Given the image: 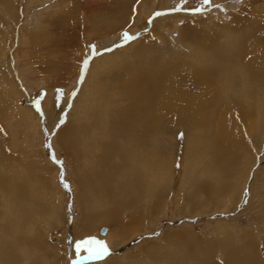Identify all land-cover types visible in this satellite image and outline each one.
Here are the masks:
<instances>
[{"label":"rangeland","instance_id":"rangeland-1","mask_svg":"<svg viewBox=\"0 0 264 264\" xmlns=\"http://www.w3.org/2000/svg\"><path fill=\"white\" fill-rule=\"evenodd\" d=\"M92 1L100 3L95 11L91 10L95 4ZM131 1L132 4L124 0H0V226H6L7 218L12 225H17H13L15 228L20 226L15 229V235L20 234L18 240L23 242L10 258L13 257L14 264H120L118 260L121 264H264V79L263 75L257 76L255 71L245 68L241 59L244 52L239 47L250 34L245 28H252L254 19L264 41V0H211L209 4L203 0ZM195 8H200L201 12L185 11ZM158 11L164 15L156 17ZM98 13L109 17L116 14L115 18L123 13L127 16L123 23L122 19L121 23L118 21L117 30L106 35L105 28L100 33L99 30L92 33V18ZM125 32L134 39L123 41L121 37ZM218 34L220 41L229 42L231 36L238 46H230L223 55L219 50L225 48L222 42L214 52L217 61L226 60L220 58L221 54L227 56L228 61L233 60L236 66L242 64L240 68L256 77L254 81L249 79L254 86H244L239 80L236 83L241 85L238 86L225 76L223 81H220L221 76H216L218 91L204 104L206 123L203 121L200 125H179L164 120L160 123L152 107L149 114L141 105V109H133V124L126 133L133 138V143L151 137L154 152L153 158H147L149 151H133V202L120 204L127 196L120 198L118 193L110 202L103 195H100L103 200L100 204L86 206L80 202L78 188L82 182L79 179L83 178L96 193V185L105 188L101 177L96 180L91 175L92 184H88L90 180L86 177L91 171L90 158L94 156L98 160L99 155L91 157L89 152L82 158L80 152L82 147L89 149L93 144L92 150H97L95 128L100 129L97 116L102 126L101 114L114 106V116L104 122L110 130L108 133H114L116 128L111 125L122 121L121 116L131 119L125 115L126 111L117 108L129 105L123 94L124 88L128 95L132 94L131 76L149 78L153 73L150 77L153 79L170 65L169 62L190 66L195 61L184 57L189 55L187 50L206 54L214 45L201 44L199 37H212L218 43ZM263 41L259 44L258 56L264 52ZM167 49L179 52L180 60L167 56L164 53ZM181 52L185 53L181 55ZM115 53L131 58L133 63L122 62V66L116 63L115 69H109L108 76L97 78L105 84L108 94L98 97L95 106L82 110L89 98V81H94L95 70L100 67V56ZM116 54L111 61L117 59ZM258 56L257 60L264 63L263 57ZM151 57L153 62L149 63ZM132 64L133 67H129ZM104 68L108 70L109 64ZM139 68L144 69L143 74ZM129 72L130 77H127ZM212 73L213 70L209 76ZM111 83L118 87L110 92ZM118 90H123L122 96ZM115 99L120 103L116 104ZM142 99L146 105L150 102L146 96ZM244 109L249 114L246 120L242 119ZM83 111L94 119L81 116ZM224 113L242 124L234 140L221 143L215 134L219 117ZM124 123L126 121L120 124ZM80 125L90 127L85 133H79ZM201 134V143L195 142ZM71 136H80L76 140L77 144L80 142L77 156L72 149ZM81 137L84 142L80 141ZM172 147L179 152L176 161L180 165L179 169L171 167L168 171L167 166L159 163V158L165 154L164 149ZM155 150H160L157 157ZM173 160L170 159V164ZM93 163H96V172L97 169L102 172V164ZM144 165L152 170L148 176L151 183L149 187L140 188L137 184L144 176ZM156 167L167 170L160 172ZM25 184L32 188L38 206L25 197L31 192L26 190ZM20 185L24 190L20 191ZM103 188H99L101 193L105 191ZM95 216L97 218L92 219ZM7 231L4 230L5 236L14 237V233L9 236ZM110 235L120 241L115 245L107 244L110 255L106 257L88 259L84 248L77 250L76 245L82 240L92 237L107 242Z\"/></svg>","mask_w":264,"mask_h":264},{"label":"bare ground","instance_id":"bare-ground-1","mask_svg":"<svg viewBox=\"0 0 264 264\" xmlns=\"http://www.w3.org/2000/svg\"><path fill=\"white\" fill-rule=\"evenodd\" d=\"M102 1V0H100ZM124 1H129L130 3L132 2L131 0H124ZM136 1V0H135ZM92 3H95L92 1ZM99 3V2H98ZM98 3L96 2L93 6H91V10L92 11H95L97 10V8L99 7ZM125 3V2H124ZM67 4V3H66ZM100 4V3H99ZM132 4V3H131ZM64 5V4H63ZM134 5V4H133ZM65 6V5H64ZM101 6H105V4H101ZM54 7V6H53ZM58 7V6H57ZM125 7V6H124ZM122 8V7H121ZM130 9V8H129ZM128 9V10H129ZM107 10H110L109 7ZM124 10H127V9H124ZM57 11V10H56ZM126 13V12H125ZM109 14V13H108ZM94 17L92 18V20H94L92 26H91V30H92V33L93 32H97L98 30V33H100V30L102 31L103 28L106 29V32H103L105 33L106 35L110 34V32H113L115 30H117L116 28L118 27L119 23L118 21L120 19H122V23L124 21V16H127L123 13V15H118V19L115 18L117 15L116 14H110V17L107 16L105 13H98L96 15H93ZM252 16V15H251ZM55 17V16H54ZM256 18V17H255ZM256 20V19H254ZM252 20L253 24L252 28H245L247 33L249 31V35L244 37V42H242L243 44L241 46H239L241 48V50L244 52L243 53V58H241L243 60V64L245 65V68H248V69H251V71H255L257 74V76L260 74V75H263L261 76V78L263 77L264 79V63L259 59L257 60L258 58H256L259 54H258V47H259V44L261 43L262 38H261V34H259V30L261 28H259L257 26L258 23H256V21ZM120 22V21H119ZM120 22V23H121ZM197 25V24H196ZM251 25V24H250ZM204 28V27H203ZM208 28V27H207ZM241 29V28H240ZM211 30V29H210ZM207 31V30H206ZM191 32V31H190ZM102 33V32H101ZM240 34V33H239ZM46 36V35H45ZM236 36V35H235ZM39 37V36H38ZM217 37V35H216ZM37 38V37H36ZM49 38V37H48ZM34 39V38H33ZM38 40V39H37ZM199 42H201V44H208L210 46L211 45H214V46H211L212 49L209 51V49H207V53L202 55V54H198V52H194L191 53V51L187 50V52L189 53V55L187 56H184L186 59H192L195 61L194 64H191L190 66L189 65H185V64H172L171 62L170 65L167 66V68L165 70H162L160 75H158V77H155V78H150L151 76L153 77V73L150 74L151 76L149 78H145L143 75L142 76H135V74L133 76H131L133 79L130 82V87L132 89V94H129L131 95V97L128 95V90H126L124 88V94H123V90H118V93L121 95V92L123 94V96H125V98L129 101V105L127 106L128 108L132 109L131 111H127V107L125 108L122 107H117L119 108L120 110H123V111H126L124 112L125 115H128L129 117H131V119H125L121 116V119L123 122L126 121V124H120L122 123L121 120H118L116 122V124H112L111 127L113 128H116V131L112 134H109L108 132H110L109 129H107V124L104 123L105 121H107L108 119H111L112 118V115L114 114V110L112 106L108 111H104L103 114H100L102 115V119H103V122H102V126H101V123H100V117L99 115L97 116V119L99 120V123H97L98 127L100 129H96L95 128V131H96V148L97 150H92L93 149V144L92 147L90 146L89 149L87 148H83L82 146V151L81 152V156L83 158V156L86 155V153H89L91 152V157L93 156V154H97L99 155L98 157V160H95L94 159V156L92 158H90V161H91V168H89L91 171H89L86 175V177H91V175H93V177L97 180L99 177H101L103 183L101 185H103L105 188H103L102 186L99 187V185H96V190H97V193L96 191H94L93 188L91 187H88L86 185V182L83 181V178L79 179L78 181H81V185L79 184L80 188H78V197L80 199V202H83L86 206H90L89 203L93 204V203H98L99 204L103 201L101 200V197L100 195H103L104 198L107 199L108 202H110V198L114 197L115 198V194H120L119 197L120 198H123V196H127L126 198H124V202L122 201L120 204L122 203H129V202H133V151H141V150H144V151H149V157H147V155H145L147 158H153V155H154V152L152 151V148H151V145H152V138H148L147 140L143 139V140H139L141 141V143H138V142H135L133 143V138L128 135L126 132H127V128L129 125L133 124V109L136 108V110H139L143 107V109H146V112L149 114L150 110H149V107H152V109H154V114H157L158 116V119H160V123H162L161 120H164V121H171L174 122L175 124H179V125H194V123L196 125H200L199 123L200 122H203L205 121L206 123V119H205V109L204 108V104L206 105L207 103V99H209L210 97L213 96L214 92L217 90V82H215L216 80H214V78H216V76H221V80L220 81H223V76H225V78L229 79L232 83H235L237 84L236 82H239L241 81L242 83L244 82V86H247L249 87V85L251 86H254L253 82H251L249 79L251 78L253 81H254V76H252L251 74L248 73V71L243 70L242 68V64L239 65V66H236L234 63H233V60H230L229 61L227 60V56H223L225 55V53L230 49V46L236 48V45L237 43L234 42L231 38V36L229 37L228 40H230L229 42H227V40L225 39L224 41H220L219 39V34H218V43H216V41L214 42L213 41V38L212 37H205L204 35L200 36L199 37ZM240 41V40H239ZM223 42V47H225L224 49L222 48H219L221 54H220V58H226V60H223V61H217V59L215 58V55H214V52H216V48ZM264 42V41H263ZM262 42V43H263ZM46 43V42H45ZM236 43V44H235ZM229 44V45H228ZM234 44V45H233ZM239 44V43H238ZM201 46V45H200ZM222 46V44L220 45ZM238 46V45H237ZM199 47V46H198ZM143 49V48H142ZM160 50V49H159ZM169 49L166 50V52H164L165 54H167V56H169L171 59L173 60H176V59H179L180 60V57L182 56H179L180 53L179 52H174V51H168ZM197 50H199V48H197ZM222 50V51H221ZM237 50V49H235ZM139 51V50H138ZM200 51V50H199ZM146 52V50H145ZM163 52V51H162ZM201 52V51H200ZM199 52V53H200ZM206 52V51H205ZM182 53V52H181ZM185 53V52H183ZM183 53L181 55H183ZM116 54V53H115ZM114 55H110V54H106V55H102L100 56L99 58V63L98 65L100 66L99 68H97L95 70L96 75L94 76L93 75V78H94V81H89V85H90V90H89V98H87L88 100H86V104L83 106L82 110H85V109H88V108H91L93 106L96 105L97 103V100H98V97H101V96H107L108 93H106V88H105V84L103 83H100L98 80L100 78H103L104 75L108 76V72L110 70H112V67L115 69L116 67V63L118 66H122L120 65L122 62L123 63H133L131 58H126L124 55H117L116 54V58L117 59H113V61H111V57H114ZM139 55V54H138ZM121 56H124L125 58L121 57ZM144 56V55H143ZM166 56V57H167ZM260 56L263 57V60H264V52H260ZM260 56H258L260 58ZM142 57V56H141ZM202 57V58H201ZM154 59L155 58H159V56L157 57H153ZM215 58V59H214ZM141 59V58H140ZM161 59V58H159ZM166 59V58H165ZM262 59V58H261ZM162 60V59H161ZM170 59H168L169 61ZM238 60H240L238 58ZM241 60V61H242ZM139 60H137L138 62ZM147 61V60H146ZM148 61H150L149 63H152V57L148 59ZM147 61V62H148ZM152 61V62H151ZM177 61V60H176ZM236 61V60H235ZM237 62H240V61H237ZM164 63V62H162ZM168 64V62H166ZM109 64V68L108 70L106 68H104L105 65ZM138 64H141V62H138ZM144 64V63H143ZM158 65V64H157ZM160 65V64H159ZM164 65V64H163ZM143 66V65H142ZM149 66V65H147ZM152 66V65H151ZM150 66V69L153 68ZM156 65H154L155 67ZM129 67H133V64L132 65H129ZM209 67V71L207 72V68ZM242 67V68H240ZM146 68V67H145ZM162 68V67H161ZM110 69V70H109ZM141 69V68H139ZM147 69V68H146ZM156 69V68H155ZM141 74H143V68L141 69ZM154 70V69H152ZM213 70V73H215V75L212 73L211 76L210 75V72ZM131 71V70H130ZM157 71V70H156ZM223 71V73H221ZM159 72V71H158ZM112 73V72H111ZM115 73V72H114ZM252 73V72H251ZM253 74V73H252ZM255 74V73H254ZM127 77H130L128 75H130V72L128 74H126ZM138 75V74H137ZM206 75V76H205ZM113 76V75H112ZM111 76V77H112ZM125 76V74H124ZM143 77V78H141ZM98 78V80H97ZM113 78V77H112ZM104 79V78H103ZM109 79V78H108ZM131 79V78H130ZM144 79L146 80L145 82ZM220 79V78H219ZM154 80V81H152ZM218 80V79H217ZM98 81V82H97ZM104 81V80H103ZM258 81V80H257ZM256 81V82H257ZM260 81V80H259ZM258 81V82H259ZM262 82V81H261ZM260 82V83H261ZM122 83V82H121ZM220 83V82H219ZM218 83V84H219ZM259 83V84H260ZM264 83V82H263ZM256 84V83H255ZM258 84V83H257ZM116 85V84H115ZM124 85V84H123ZM228 85H231V84H228ZM234 85V84H233ZM238 85V84H237ZM236 85V86H237ZM241 85V84H240ZM238 85V86H240ZM101 86V87H99ZM104 86V87H103ZM134 86V88H133ZM220 87H222L221 85H219ZM103 87V88H102ZM110 92L114 89H116V87H118V84L117 86L115 87L112 83L110 85H108ZM235 87V86H234ZM260 87V85H259ZM264 87V86H263ZM237 88V87H236ZM243 88V87H242ZM257 88V87H256ZM262 88V87H261ZM260 88V89H261ZM142 89V91H141ZM232 89V88H231ZM253 90V89H252ZM258 90V89H257ZM120 91V92H119ZM218 91V90H217ZM216 91V92H217ZM234 91V90H233ZM262 91V90H261ZM263 91H264V88H263ZM255 92V90H254ZM257 92V91H256ZM117 93V94H118ZM249 93V92H248ZM253 93V92H252ZM118 94V96L120 97V95ZM258 94V93H257ZM255 94V97L256 95ZM260 94V93H259ZM262 94L264 95V93L262 92ZM122 96V95H121ZM147 97L150 99V102L146 105L145 104V101L142 99V97ZM249 96V95H247ZM261 96V94H260ZM259 95L257 97H260ZM138 103L137 105H135V103L133 102L134 100ZM218 98V96H217ZM262 98V97H261ZM122 99V98H121ZM148 99V100H149ZM219 99V98H218ZM250 99V98H249ZM264 99V98H263ZM114 100V98H113ZM116 100V99H115ZM214 100V99H213ZM124 101V100H123ZM214 102V101H213ZM120 103L119 100L117 101L116 100V104ZM209 104V103H208ZM141 105V108L139 107ZM213 106V104H211ZM261 105V104H260ZM100 106V105H99ZM97 106L96 109L99 110L100 107ZM109 106V105H108ZM148 106V107H147ZM208 106V105H207ZM214 107V106H213ZM259 107V106H258ZM210 108V106H209ZM254 108V107H253ZM264 108V106H263ZM106 108H104L105 110ZM108 109V107H107ZM207 109V108H206ZM214 109V108H213ZM208 110V109H207ZM206 112H209L207 111ZM264 110V109H263ZM243 112V120H246L249 118V114L246 112V110H241ZM84 112V111H83ZM87 112V111H85ZM84 114H80L81 116H84L85 117L87 116L88 119L90 120H93L94 117L87 113ZM214 112V111H213ZM240 112V111H239ZM215 113V112H214ZM219 113V112H218ZM255 113V112H253ZM213 114V113H212ZM208 115V114H207ZM114 116V115H113ZM154 116V115H152ZM215 116V115H214ZM257 116V115H256ZM156 117V115H155ZM210 116H208L209 118ZM213 115H211V119L213 120ZM253 117V116H252ZM80 121L78 123L81 124V117H79ZM216 118V117H215ZM254 118V117H253ZM259 118V117H258ZM210 119V120H211ZM125 120V121H124ZM152 121V120H151ZM155 118H154V123H155ZM159 121V120H158ZM256 121H257V118H256ZM84 122V121H83ZM90 122V121H88ZM209 122V121H208ZM78 123H76L78 125ZM114 123V122H113ZM153 123V122H152ZM153 123V124H154ZM156 124V123H155ZM202 124V123H201ZM242 123L240 122H237L236 120H232L230 117H228V114L224 113V114H221L220 117H219V122H218V126H217V130H216V136L218 137V139L221 141L224 142H230L232 140H234L238 134H239V125H241ZM74 125V124H73ZM148 125V123H147ZM151 125V124H150ZM160 125V124H159ZM208 125V124H207ZM210 125H211V122H210ZM215 125V124H213ZM249 125V124H248ZM175 126V125H174ZM202 126V125H201ZM252 126V125H251ZM261 126V125H260ZM88 127L89 126H85V125H80V127L78 126V129L79 130V133L82 131L83 133L86 132V130H88ZM147 127V126H145ZM176 127V126H175ZM206 127V126H205ZM203 127V128H205ZM210 127V126H209ZM110 128V127H108ZM199 128V127H198ZM212 128V127H211ZM75 129V127L73 128ZM155 129V128H154ZM194 129V128H192ZM202 129V128H201ZM207 129V128H206ZM93 130V129H92ZM204 130V129H203ZM257 130V129H256ZM100 131V132H99ZM195 131V130H194ZM202 131V130H201ZM72 132V131H71ZM133 131H131L132 133ZM147 132V131H146ZM198 132V131H197ZM130 133V132H128ZM130 133V134H131ZM205 133V132H203ZM211 133V132H210ZM209 133V134H210ZM214 134V133H213ZM67 136V135H66ZM138 136H142L140 134H138ZM205 136V134H204ZM215 136V137H216ZM72 137V140H73V152L74 154L77 156V154L79 155V143L77 144L76 140H77V137L79 138L80 136H71ZM143 137V136H142ZM193 137V136H192ZM216 137V138H217ZM68 138V136L66 137ZM213 138V137H212ZM203 139V135L201 134L196 140L195 142H199L201 143ZM208 139V138H206ZM205 139V140H206ZM211 139V138H210ZM82 140V137L80 138V141ZM204 140V141H205ZM83 141V140H82ZM146 141V142H145ZM84 142V141H83ZM206 143H208V141H205ZM212 142V141H211ZM219 142V141H218ZM240 142V141H239ZM82 143V142H81ZM214 143V142H213ZM217 143V142H216ZM77 144V145H76ZM83 144V143H82ZM193 144V143H192ZM78 146V147H77ZM203 146V145H202ZM159 147V146H158ZM201 147V146H200ZM205 147H208V146H205ZM69 148V147H68ZM169 148V147H168ZM174 147H172L171 149H164V155H160V160L159 163L161 162L162 165L164 166H167L168 168V171L169 169H172L171 167L173 168H178V166L180 164L179 161H176L179 156V152H177L175 149H173ZM70 149V148H69ZM71 149V150H72ZM76 149V150H75ZM86 149V150H85ZM201 149V148H199ZM211 149V147H210ZM84 150V151H83ZM207 150V149H206ZM156 151V155L155 157H157V155L160 153V150H155ZM173 151H175L176 154L173 153ZM199 151V150H198ZM203 151V150H202ZM206 152V151H205ZM72 153V151H71ZM194 153V152H193ZM196 153V152H195ZM202 153V152H201ZM210 153V152H209ZM174 154V155H173ZM192 154V153H191ZM239 154V153H238ZM199 155V154H198ZM202 155V154H201ZM103 156V157H102ZM110 156V158H109ZM135 156V155H134ZM212 156V155H211ZM220 156V155H219ZM237 156V155H236ZM88 157V156H87ZM140 157V156H138ZM174 158V162H172L170 164V159H173ZM208 159V157H206ZM89 159V157H88ZM107 159V163H105V160ZM137 159V158H136ZM134 159V161L136 160ZM204 159V158H203ZM98 164H102L103 168L101 169L102 172H100V169H97L98 172H96V166L93 162H96ZM103 163H101V162ZM140 161V160H139ZM176 161V162H175ZM146 162V161H144ZM142 162V163H144ZM221 162V161H220ZM224 162V161H222ZM105 163V164H104ZM158 163V162H156ZM195 163V162H194ZM203 163V162H202ZM215 163V162H214ZM169 166H168V165ZM182 164V163H181ZM201 164V163H200ZM208 164V163H207ZM222 164V163H221ZM228 164V163H227ZM174 165V166H173ZM190 165V164H189ZM219 165V164H218ZM146 166V165H144ZM196 166V165H195ZM235 166V165H233ZM141 168V167H140ZM152 168V166H151ZM157 168V167H156ZM238 168V167H237ZM166 169V170H167ZM222 169V168H221ZM224 169V167H223ZM149 167L147 168V166L145 168H142V173L144 176H142V179H140V184H137L138 187L140 188H146V187H149V183H151V181L149 180L150 178L148 177L150 175L149 173ZM164 169L160 170V168H157V171H164ZM165 170V171H166ZM213 170V169H212ZM233 170H235L233 168ZM237 170V169H236ZM80 171V170H79ZM138 171V170H137ZM152 171V170H150ZM193 171V170H192ZM211 171V170H210ZM214 171V170H213ZM225 171V170H223ZM92 172V174H91ZM175 172L177 171H174L173 173L175 174ZM226 172V171H225ZM235 172V171H234ZM94 173V174H93ZM178 173V172H177ZM192 173V172H191ZM228 174V173H227ZM226 174V175H227ZM83 176V174H82ZM81 176V177H82ZM85 176V175H84ZM177 177V175H176ZM226 177V176H225ZM78 178V177H77ZM158 178V177H157ZM229 178V177H228ZM86 179V178H84ZM209 179V178H208ZM88 180V179H87ZM89 183L92 184V181L93 179L89 178ZM104 181H106V183H104ZM209 181V180H208ZM226 181V180H224ZM227 183V181H226ZM91 184L89 186H91ZM97 184V183H96ZM24 185V184H23ZM37 185V184H36ZM95 185V184H94ZM87 186V187H86ZM25 187H26V190L28 191L30 189V186L27 187V185L25 184ZM43 187V186H42ZM41 187V188H42ZM50 187V186H49ZM24 190V186L20 185L19 186V189L20 191ZM101 188H103L105 191H103L101 193L102 190H100ZM214 187H212L213 189ZM218 188V187H217ZM216 188V189H217ZM44 189V188H43ZM220 189V188H219ZM31 192H29L28 195H26L25 197L27 199H29L28 201H30L34 206H38V204H36L38 202V200L35 201V198H33V190L32 188L30 189ZM45 190V189H44ZM100 190V192H99ZM26 191V192H27ZM25 192V194H27ZM22 193V192H21ZM40 193V192H39ZM101 193V194H100ZM12 194V193H11ZM107 194V195H106ZM125 194V195H123ZM15 194H13V197ZM18 195V194H17ZM16 195V196H17ZM19 196V195H18ZM35 196V195H34ZM40 196V195H39ZM20 197V196H19ZM42 197V196H41ZM23 198V197H22ZM113 198V199H114ZM138 198V197H137ZM18 200L20 198H15V200ZM25 199V198H24ZM117 199V198H116ZM115 200V199H114ZM140 201V200H139ZM41 202V201H40ZM47 202V201H46ZM106 203V202H105ZM98 204V205H99ZM123 204V205H124ZM131 205V204H130ZM120 206V205H119ZM127 207V206H126ZM46 208V207H45ZM97 209V208H96ZM99 209V208H98ZM10 210V209H9ZM8 212V211H7ZM90 212V211H89ZM17 213V212H16ZM19 213V211H18ZM18 213L16 214V216H19ZM14 214V213H12ZM20 214V213H19ZM42 215V214H41ZM98 216V215H97ZM97 216L93 217L92 219H96ZM6 217V216H5ZM13 217V216H11ZM119 217V216H118ZM117 217V218H118ZM15 218V216H14ZM13 218V219H14ZM17 218V217H16ZM20 218V217H19ZM17 218V219H19ZM41 218V217H40ZM88 218V217H87ZM116 218V217H115ZM116 218V219H117ZM138 218V217H137ZM115 219V220H116ZM29 220V219H28ZM50 220V219H49ZM26 221V220H25ZM88 221V219H87ZM110 221V220H109ZM2 222V221H1ZM5 222V221H4ZM8 218H7V221L5 222L6 223V226L5 225H1L0 226V264H12L13 263V257L10 258V256H12L14 254V251H15V248L17 249L18 251V247H20L22 244L21 242H19L18 240V235H15V229H19V227L15 228L17 225L13 223V225H16L15 227L10 223L8 222ZM16 222V221H15ZM19 222V220L17 221ZM93 222V220H92ZM105 222V221H104ZM3 224V223H2ZM25 224V222H24ZM27 224V223H26ZM25 224V226H26ZM122 224V223H121ZM23 226V225H22ZM11 227V228H10ZM139 227H141L139 225ZM6 228H9L11 230H8ZM142 228V227H141ZM4 230L9 232V236L11 234L14 235V237H8L4 235ZM23 230V228H22ZM6 232V233H7ZM104 231H102V233H104ZM123 232V231H121ZM20 233V232H19ZM17 234V233H16ZM22 235V234H21ZM182 236V235H181ZM120 237V236H119ZM108 238H110L107 242L104 241L106 243V245L108 244H111V245H115L117 244L120 240L116 237V236H113V235H110ZM185 238V237H184ZM99 239V238H98ZM183 239V238H182ZM193 239V238H192ZM196 239V238H195ZM103 241V240H101ZM185 243V241H184ZM250 243V242H249ZM248 243V244H249ZM21 244V245H20ZM8 246L9 249L7 248ZM251 246V245H250ZM183 248V247H182ZM230 248V247H229ZM248 248V247H247ZM251 248V247H250ZM184 249V248H183ZM241 249V248H240ZM253 249V247H252ZM236 250V249H235ZM238 250V249H237ZM244 250V249H243ZM242 250V251H243ZM20 251V249H19ZM230 251V250H229ZM239 251V250H238ZM189 252V251H188ZM231 252V251H230ZM247 253H249L248 251H246ZM23 253V252H22ZM88 254V252H86ZM178 253V252H177ZM239 253V252H238ZM245 253V252H244ZM176 254V253H175ZM189 254V253H188ZM176 256V255H175ZM174 256V257H175ZM238 256V255H236ZM249 257V255H248ZM254 257V256H253ZM233 258V254H232V257ZM170 259V258H169ZM177 259V258H176ZM240 259H242L240 257ZM246 259V258H245ZM233 260H236V259H233ZM237 261V260H236ZM180 262V261H179ZM206 262V261H205ZM247 262V261H246ZM112 263H115V262H112ZM118 263L121 264V262H119L118 260ZM175 263V262H174ZM173 263V264H174ZM249 263V262H248ZM252 263V262H251ZM14 264V263H13ZM117 264V262L115 263ZM200 264V263H199ZM241 264V263H240ZM254 264V263H253Z\"/></svg>","mask_w":264,"mask_h":264},{"label":"snow or ice","instance_id":"snow-or-ice-1","mask_svg":"<svg viewBox=\"0 0 264 264\" xmlns=\"http://www.w3.org/2000/svg\"><path fill=\"white\" fill-rule=\"evenodd\" d=\"M203 2L205 4H209L211 2V0H203ZM176 10L177 9H173V11H176ZM185 11H193V12L199 13V12H201V9L200 8H195V9H191V10L185 9ZM162 15H164V13L159 12V11L155 13L156 17H160ZM121 38L125 42L131 41L132 39H134L127 32L122 33ZM117 46H121V45H117ZM76 247H77L78 251H79V249L84 248L88 252V256H87L88 259H99L101 257H106V256L110 255V249L108 248L106 243L104 241L97 240V239L92 238V237L85 239V240H82L81 242H79L76 245Z\"/></svg>","mask_w":264,"mask_h":264},{"label":"water","instance_id":"water-1","mask_svg":"<svg viewBox=\"0 0 264 264\" xmlns=\"http://www.w3.org/2000/svg\"><path fill=\"white\" fill-rule=\"evenodd\" d=\"M104 231V230H103Z\"/></svg>","mask_w":264,"mask_h":264}]
</instances>
